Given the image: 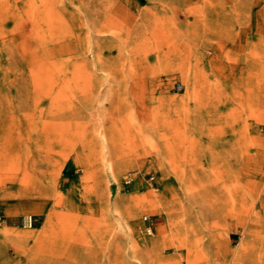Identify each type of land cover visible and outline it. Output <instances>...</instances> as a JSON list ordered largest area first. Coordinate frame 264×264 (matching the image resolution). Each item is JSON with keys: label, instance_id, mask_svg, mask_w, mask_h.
Segmentation results:
<instances>
[{"label": "rangeland", "instance_id": "1", "mask_svg": "<svg viewBox=\"0 0 264 264\" xmlns=\"http://www.w3.org/2000/svg\"><path fill=\"white\" fill-rule=\"evenodd\" d=\"M0 264H264V0H0Z\"/></svg>", "mask_w": 264, "mask_h": 264}, {"label": "built area", "instance_id": "2", "mask_svg": "<svg viewBox=\"0 0 264 264\" xmlns=\"http://www.w3.org/2000/svg\"><path fill=\"white\" fill-rule=\"evenodd\" d=\"M155 179V177L154 176H151V179L150 180H154ZM146 220H147V218H145ZM24 223H25V225L26 226H32V224H33V218H32V216H26L25 218H24Z\"/></svg>", "mask_w": 264, "mask_h": 264}, {"label": "bare ground", "instance_id": "3", "mask_svg": "<svg viewBox=\"0 0 264 264\" xmlns=\"http://www.w3.org/2000/svg\"><path fill=\"white\" fill-rule=\"evenodd\" d=\"M256 213V212H255ZM30 217V216H29Z\"/></svg>", "mask_w": 264, "mask_h": 264}]
</instances>
